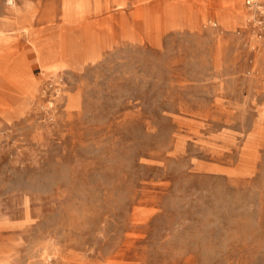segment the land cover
<instances>
[{
  "label": "rangeland",
  "instance_id": "1",
  "mask_svg": "<svg viewBox=\"0 0 264 264\" xmlns=\"http://www.w3.org/2000/svg\"><path fill=\"white\" fill-rule=\"evenodd\" d=\"M253 16L0 0V264H264Z\"/></svg>",
  "mask_w": 264,
  "mask_h": 264
},
{
  "label": "built area",
  "instance_id": "2",
  "mask_svg": "<svg viewBox=\"0 0 264 264\" xmlns=\"http://www.w3.org/2000/svg\"><path fill=\"white\" fill-rule=\"evenodd\" d=\"M245 4L254 12L253 20L256 25L264 28V0H245Z\"/></svg>",
  "mask_w": 264,
  "mask_h": 264
},
{
  "label": "bare ground",
  "instance_id": "3",
  "mask_svg": "<svg viewBox=\"0 0 264 264\" xmlns=\"http://www.w3.org/2000/svg\"><path fill=\"white\" fill-rule=\"evenodd\" d=\"M234 1V0H233ZM11 89V91H9ZM9 100L17 97L18 91L10 85H4L3 90L1 91Z\"/></svg>",
  "mask_w": 264,
  "mask_h": 264
}]
</instances>
